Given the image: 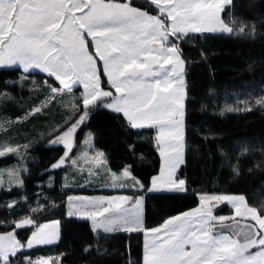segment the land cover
Masks as SVG:
<instances>
[{
	"label": "snow or ice",
	"instance_id": "snow-or-ice-1",
	"mask_svg": "<svg viewBox=\"0 0 264 264\" xmlns=\"http://www.w3.org/2000/svg\"><path fill=\"white\" fill-rule=\"evenodd\" d=\"M230 3L231 0H145L156 13L151 14L135 7L131 0H0V66L22 65L26 72L40 69L60 82V91L70 92L72 85H83L82 114L65 130H58L50 141L66 149L51 168L62 167L66 160L76 163L69 157L74 134L90 109L102 106L122 113L134 129L157 130L163 168L148 190L160 191V185H168L166 190L185 191V180L174 178L183 163L186 99L184 61L178 41L193 33L231 34L233 29L220 16L224 5ZM238 31L243 33V27ZM85 36L92 38L94 53L87 50ZM97 59L102 61L103 74L115 95L102 87ZM57 91L52 89L53 93ZM257 103L264 106V97ZM12 151L10 147H0V156ZM102 156L96 153L97 166H103ZM123 176H130V168L124 170ZM133 183H137L134 178ZM201 200L211 206L185 212L148 230L142 226L139 198L70 197L73 210L68 215L82 213L95 229L105 233L151 235L145 244L144 264H264V215L255 207H247L243 196H204ZM225 201L232 204L236 216L250 215L255 224H224L229 218L215 217L213 207ZM126 203L130 206L125 207ZM216 223L220 230H215ZM32 224V220H24L17 227ZM49 227L35 225L25 244L15 240L14 233L0 235V264H16L9 256L15 257L22 248L54 242V225L52 231H46ZM225 228L229 231L225 232ZM20 264L49 262L25 258Z\"/></svg>",
	"mask_w": 264,
	"mask_h": 264
},
{
	"label": "trees",
	"instance_id": "trees-1",
	"mask_svg": "<svg viewBox=\"0 0 264 264\" xmlns=\"http://www.w3.org/2000/svg\"><path fill=\"white\" fill-rule=\"evenodd\" d=\"M134 1L146 6L143 1ZM222 17L231 25V34L193 33L178 41L187 80L186 153L178 172L185 180V191H148L161 166L153 128L134 129L123 114L98 106L90 109L87 121L77 131V145L91 131L95 146L104 151L113 171L121 172L128 166L141 180L143 189L139 193L145 194L147 228L197 206L204 193L243 196L264 214V106L257 103L264 97V0H231ZM241 27L243 33L238 31ZM252 32L254 35L249 34ZM89 45L92 48L91 42ZM21 74L19 67L0 68V92L16 90ZM32 74L59 85L51 76L28 73ZM39 102L33 101L26 108L30 111ZM55 104L53 101L51 106ZM15 108V116L25 110ZM57 108L60 106L53 110H59V116L52 127L61 125L71 113ZM48 127L35 130L31 139L15 141L26 147L30 158L22 173L23 186L0 188V232L15 230L26 242L33 226L17 227L19 221L31 218L40 224L58 219L61 231L56 242L18 254L55 255L60 264H122L128 253L125 236L117 235L113 242L118 252L104 257L102 234L95 232L88 220L68 215V195L84 190L64 188L63 166L51 169L66 149L47 144L53 136ZM16 160L13 155L0 157V166ZM235 222L244 227L243 221L225 224ZM132 250L136 253L137 246L133 245Z\"/></svg>",
	"mask_w": 264,
	"mask_h": 264
},
{
	"label": "rangeland",
	"instance_id": "rangeland-1",
	"mask_svg": "<svg viewBox=\"0 0 264 264\" xmlns=\"http://www.w3.org/2000/svg\"><path fill=\"white\" fill-rule=\"evenodd\" d=\"M140 1L145 2V0H140ZM105 2H108V0H105ZM115 2L123 3L124 0H115ZM131 3L135 7H137L138 9L143 8L145 10H148L151 14H156L154 9H151L148 5H146L144 7L143 6L144 3H142V5H141L134 0H131ZM84 11H87V9H85ZM74 14L79 15L80 13L75 12ZM220 16H221V19L223 20L222 11L220 13ZM225 24H227L228 27H231L230 24H228L226 22H225ZM216 33H222V32H216ZM85 40L87 42V50L89 51V53H94L95 48H94V42L92 41V38L89 36H85ZM90 42L92 44V48H90V45H89ZM181 58L184 61L183 79H184V83H185V87H186V98H187L186 62H185V59L183 58L182 54H181ZM96 62H97L98 73H99V76H100V79L102 82V87H104L105 90L113 91V93L115 95L114 89L110 88V84L107 81L106 76L103 74L102 61L97 59ZM13 67H19V68L21 67L20 69L22 70L23 74H21L20 77L18 78L20 81V86L16 90H14L12 92H10V91L0 92V147H3V148L10 147V148L14 149V151L6 152L5 155L0 156V157L13 155V156H15V158H17V160L15 162H12L11 164L0 166V188H13L15 186L21 188L23 186L22 173H23V171H25L27 169V164H28L27 162H28L30 156H28V154L26 152V147H23L22 145L20 146V143H17L15 141L23 142V141L27 140L28 138H30L35 130H38V129L40 130V128L42 129L44 127L49 126L48 127V128H50L49 132L53 136L51 137L50 140H48L47 144L51 145V146L61 145L60 143H51L50 142L56 138V134H57L56 130H58V129L61 131L65 130L68 125H70L74 120H76L79 117V115L82 114V110H83L82 101L80 99L82 97V94L84 93L83 85H81V84L72 85V90L70 92L67 90L60 91L62 89V85L55 78L54 79L59 83V85L51 83L48 80V78H40L36 74L28 75V73H31V72L46 73L40 69H30L29 71L26 72L23 70L22 65L0 66V68H13ZM165 67H167V65ZM46 75H48V74L46 73ZM24 89H27L28 92L25 93ZM52 89H57L58 91L56 93H53ZM37 100H39L40 102L29 111V109L26 108V105L33 102V101H37ZM53 101H56V104H55L56 106L55 105L51 106ZM185 102H186V99H185ZM57 106H60V108H57V109H60V112L62 109H65V110H70L71 113H70V116L68 118H66V120H64V122L61 125L58 124V125L52 127L54 122H56V120H57L56 117L59 116L58 115L59 110L58 111L53 110V108L55 109ZM15 107H18L19 110L20 109L21 110L25 109V110L22 112L21 115L15 116L14 112H13L14 109H16ZM47 107H49V108L46 109ZM81 108H82V110H81ZM35 109H39V111H35ZM72 110H74V111H72ZM88 117H89V115H88ZM88 117H87V119H88ZM87 119L85 120V122L87 121ZM81 125L77 128V130L74 134V138L72 139L73 145L75 144L74 142H76L77 131L81 127ZM153 129L155 130V144L157 147V141H156L157 130L155 128H153ZM89 133H91L93 135V133L91 131H89ZM7 135L9 137H7ZM86 140H89V137L87 136V134L84 135L82 142L84 143L83 145L88 146L87 144H85ZM157 150L159 152L158 147H157ZM185 153H186V123H185V119H184V141H183V150H182L183 163L185 161ZM159 154H160V152H159ZM160 157H161L160 170L157 174H155L153 176V178L158 176L160 174L162 168H163V159L164 158L161 155H160ZM183 163L176 170V172L174 174V178L183 179V178H180L178 176L179 169L183 165ZM51 169L55 170L53 168H51ZM18 182H21L22 186H19ZM48 183L50 185V182H48ZM121 185H123L122 188L129 186L125 182H122ZM151 185H152V183H151ZM169 187L170 186H168V185H160V188L162 190L154 191V192H175V191L166 190ZM185 188H186V186H185ZM204 196L211 197V196H235V195H230L227 193H208ZM204 196H202V197H204ZM244 201H245V204L247 207H255L253 205H250L246 201L245 198H244ZM202 206L208 207L211 205L206 204L204 201L200 200V203L197 206H195V207H193V208H191L185 212L194 211L195 209L200 208ZM223 207L226 208L225 210L227 212L222 210ZM241 212L242 213L244 212L243 207L241 208ZM213 215L215 217H221V216L228 217L229 219L225 220L223 222L224 224H225V222H231L232 223L233 221H243L242 225H244V226L255 224V222L251 220L250 215L236 216L235 209L233 208L232 204H230L226 201L216 203V205L213 207ZM261 215H264V214H261ZM24 220H32V219L31 218L22 219L21 221L18 222V225ZM54 222H58V224H55ZM35 225H38V224L34 222V224H32L33 229H35ZM43 225H49L50 226L48 229H46V231H52L53 225H54V230L56 232V237L54 239V242H56L59 239L60 231H61L60 230L61 229L60 220L52 219V220L45 222V224H43ZM216 227L217 228L220 227L219 223H216ZM225 232H228V231H225ZM9 233H14L15 234V240L19 241L21 244H25V242H23V240H21L20 237L16 234L15 230H11L9 232H0V235H7ZM252 251H255V249ZM18 253L19 252L17 251L16 255ZM11 257L12 256H9V260L11 259ZM14 259H13V261H15ZM44 260H47L49 262V264H60V261H58V258L55 255H44Z\"/></svg>",
	"mask_w": 264,
	"mask_h": 264
},
{
	"label": "crops",
	"instance_id": "crops-1",
	"mask_svg": "<svg viewBox=\"0 0 264 264\" xmlns=\"http://www.w3.org/2000/svg\"><path fill=\"white\" fill-rule=\"evenodd\" d=\"M226 5L227 4H225L224 7ZM43 74L46 75V73ZM85 134H87V136L89 137L90 144H87L88 146L83 145L84 143L82 142V140L78 145L76 144V142H74L75 144L72 147L74 148V150L71 149L72 151L69 153V157L71 160H75L76 163L73 164L69 160H66L65 164L63 165V170L61 173V183L64 188L84 190L82 192L81 191L71 192L68 195L67 197L68 213L70 210H73L72 203L69 201L70 197L88 198L94 200H119L121 197H129L131 199L139 198L142 200V211H141L142 226L145 230L152 229V228H147L145 226V194L139 193L143 189V184L141 180L138 177L134 176L131 170L129 177L123 176V172L126 168H129L128 166L125 167L121 172L113 171L108 164L104 151H102L101 149L95 146L93 135L89 133V131H87ZM96 153L103 154L101 158L104 161L103 166H97V164L94 163V161L96 160ZM133 178L137 182L136 184L133 183ZM152 179H151V183H152ZM122 182H125L129 186L122 188L121 186ZM150 188L151 185L149 189ZM206 194L208 193L201 194L200 198ZM124 206L128 207L130 205L126 203ZM181 214L171 216L167 218L165 221ZM70 216L88 220L91 224L92 229L95 232H99L102 234L103 237L102 254L104 257L118 252L119 249L115 247L114 245L115 243L113 242V240L117 235L121 234L126 237L125 244L128 250V253L126 254V257L122 264H144L145 244L146 242L152 239L151 235L146 234V232L128 233L123 231H116L112 233H105L102 229H95L93 222L90 219L83 218L82 213H77L75 215H70ZM98 219H102V218L98 217ZM165 221L153 228L161 227L165 223ZM45 222H42L38 225H43L45 224ZM34 230L35 229H33V231ZM30 237L27 239V241L30 239ZM133 245L137 246V252L134 254H133L134 251L132 250ZM32 248H22L18 252L23 251L26 253L28 250ZM12 258L13 257H11L10 260H12Z\"/></svg>",
	"mask_w": 264,
	"mask_h": 264
},
{
	"label": "built area",
	"instance_id": "built-area-1",
	"mask_svg": "<svg viewBox=\"0 0 264 264\" xmlns=\"http://www.w3.org/2000/svg\"><path fill=\"white\" fill-rule=\"evenodd\" d=\"M25 258H30L31 260L35 261L37 260L38 258H42L44 260V255H41V254H37V255H34V256H30V255H25L23 253H20L18 254L16 257H15V262L16 264H20L21 261H23Z\"/></svg>",
	"mask_w": 264,
	"mask_h": 264
}]
</instances>
